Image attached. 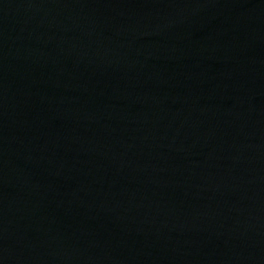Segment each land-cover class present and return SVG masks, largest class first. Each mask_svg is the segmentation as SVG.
<instances>
[{
	"label": "water",
	"instance_id": "water-1",
	"mask_svg": "<svg viewBox=\"0 0 264 264\" xmlns=\"http://www.w3.org/2000/svg\"><path fill=\"white\" fill-rule=\"evenodd\" d=\"M0 264H264V0H0Z\"/></svg>",
	"mask_w": 264,
	"mask_h": 264
}]
</instances>
